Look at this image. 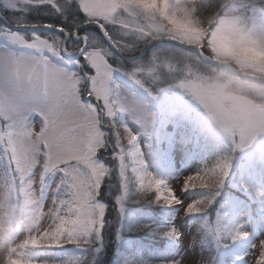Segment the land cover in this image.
<instances>
[{"label":"rangeland","instance_id":"rangeland-1","mask_svg":"<svg viewBox=\"0 0 264 264\" xmlns=\"http://www.w3.org/2000/svg\"><path fill=\"white\" fill-rule=\"evenodd\" d=\"M210 1L175 0L178 9L172 23L187 38L183 43L167 39L153 40L151 42L156 41V43L146 50L147 44L150 42H146L138 34L126 32L119 26L112 25L114 32H118L115 35L118 34L121 41L125 43L129 41L132 46H137L136 52L143 53L142 58L139 59L138 57L132 62L129 61V65L121 59L120 62L112 61L110 57L108 62L120 70L113 74V79L122 97L135 106L145 107L155 115L156 124L160 123L155 124V128H158L155 138L141 133L137 145L142 153L147 171L163 179L174 191L179 201V203L166 206L168 217L162 221L163 224L165 223V227L161 224L158 234L157 230L144 229L143 225L151 226L155 223L154 214L132 207L135 204L126 202L121 190L119 165L113 159V130L104 127L102 130L107 133L105 137L107 147L100 151L97 161L103 163L109 172L102 182L97 197L98 202L105 205L100 251L96 252L94 248L82 249L74 245H67L68 251L60 256L58 250L64 248L65 245H63L62 247H55V251L51 249L49 255H28L24 252L25 256L33 261V264H59L61 261L73 258L85 260L86 264H132L131 261L135 258L140 264H169L171 261H177L178 264H222L214 258L219 255L222 250L219 248L224 247V245L216 243L215 236L209 227H203L198 221L191 223L188 220V215H185L184 210L187 205L202 198V195L193 189L183 190V182L188 176L197 174L203 168L201 163L211 152L223 151L224 156L232 158L231 173L223 185L229 189L230 183L234 185L235 163L240 159L235 148L237 144L234 139L235 135L242 145L247 143L246 139L242 137H247L250 133L255 132L256 135L251 147L245 146L242 153L244 163L241 167L243 176L241 187L243 192L247 193L256 203L250 207L242 201L237 202L234 205L232 216L220 213L215 217V229L217 221H219L221 228H232L240 225L242 231L249 233L247 238H240L247 243V246L237 245L232 251H226V255H231L234 258V262L230 264H254L258 256V248L253 247V245L264 240V199H262L264 197V176L260 186L252 176L257 173V165L264 167V131H262L264 129V84L245 81L217 68L214 64L208 65V62H204L201 55H205L215 62L224 63L241 73L264 79V48L256 43L236 47L233 37L229 35L230 29L225 24V21L238 17L236 27L247 30L252 25L251 15L249 16L248 11L260 5L262 0H223L224 6H221V12L215 16L213 23L208 25L205 21H201L204 12L197 11V6ZM232 1L234 5L230 4ZM70 2H76V0H54V3L60 5L57 6L59 11L57 8H53L56 11L55 14L60 17V13H63L61 5ZM0 6L10 15L20 11L35 13L36 7L43 5L20 4L18 10L6 9L2 3ZM230 6L231 8H229ZM9 23L10 25H18L20 21L12 20ZM28 26L33 27L32 25L25 27ZM261 26H264V19L260 20L259 26L256 27L257 29L255 28L257 34L260 32ZM39 27L49 28L45 27L44 24L36 25L34 28ZM0 33H15L26 40H30L35 34L49 42L57 41L51 36H46L45 32H17L6 28L3 24L0 25ZM100 37L104 40L102 34ZM110 39L112 40V38ZM75 42L72 44L68 39L66 43V48L69 50L68 55H76L80 48H83L84 41ZM101 42L103 43V41L90 43L88 40V46L86 45L85 50L102 48ZM179 45L189 48H182ZM204 50L207 51V54L204 53ZM104 52L108 53L106 50ZM136 54L133 53L127 57ZM38 55L34 49L22 47L5 37H0V64L12 56L31 58ZM49 60L58 68L76 71L81 77H84L85 73H92V69L83 59L69 61L62 56H49ZM154 60L159 62L156 80L145 79L144 84L145 87L152 89L156 99L149 97L133 80L122 74L129 73L137 67H150ZM4 79L5 75L0 70V82H3ZM87 87L88 81H83L82 91L85 94ZM160 88H163L162 92L159 90ZM0 111L6 119L8 110L3 103H0ZM22 117L36 129L42 124L40 115L34 110L23 111ZM120 120L134 131H139V125L127 112L120 115ZM170 125L173 127L170 128ZM193 134L208 137V143L204 150L205 157L199 158L196 154L195 158L187 164L180 159H184L187 151L191 149ZM170 136L172 137L171 141H169ZM167 147H169L167 152L171 159V165L168 168L163 167L161 160L162 153ZM172 147L174 150H170ZM218 157L221 155L216 156V158ZM213 161L214 156L206 166L212 164ZM39 171V166H34L32 176L36 180L24 185L28 206L26 212L29 210V214L26 215L27 218L25 216L26 222L21 226V230L16 231L11 229L10 223L16 213L15 181L11 176L12 170L6 156L0 163V251L33 234H39L51 222L49 211L59 174L52 175L48 178L47 185L44 184L43 190H46L44 203L41 205L39 202L43 194L39 189ZM121 197L125 210L123 216L117 204V198ZM251 208L257 215L263 217V221L255 220ZM171 228L180 233L179 241L171 240V248L167 253H152L150 248L160 245V234ZM206 236L210 237V243H208ZM212 244L214 245L212 246ZM208 245L212 246L211 251H215L214 253L207 249ZM129 246L136 248L130 255L125 254L126 248ZM30 250L41 252L39 248L27 249V251Z\"/></svg>","mask_w":264,"mask_h":264},{"label":"snow or ice","instance_id":"snow-or-ice-1","mask_svg":"<svg viewBox=\"0 0 264 264\" xmlns=\"http://www.w3.org/2000/svg\"><path fill=\"white\" fill-rule=\"evenodd\" d=\"M0 3L9 10H18L20 4H50L57 8L54 0H0ZM76 3L86 17L84 23H94L101 31H105V25H116L126 32L140 35L146 42L167 39L183 43L187 39L172 23L178 9L175 0H76ZM257 12L264 16V7L257 9ZM238 19L233 17L225 21L236 47L256 43L264 48V26H261L257 34L255 24L247 30L237 28ZM0 37L34 49L39 54L31 58L8 57L0 64V70L5 75L3 82H0V103L8 110L0 126V144L4 146L12 176L21 178L24 183L31 182L36 180L33 179L32 169L39 166L38 181L42 192L46 177L59 174L49 211L50 224L39 234H33L0 251V264H33L24 252L41 247L74 245L100 251L105 205L98 202L97 197L109 172L103 163L97 161L100 151L107 147V133L102 130V125L113 130V159L119 165L123 195L128 193L131 177L134 178L138 198L151 196V202L167 206L179 203L167 183L147 171L137 145L141 133L152 135L156 124L155 115L122 97L113 79V74L120 70L108 62L107 53L100 48L87 51L82 48L80 52L83 60L92 69V73H85L81 77L76 71L58 68L50 62L49 56L68 54L69 50L60 41L49 42L35 34L30 40L15 33H0ZM113 46L119 51L130 50L120 42H114ZM158 67L159 62L154 60L150 67H137L122 74L133 80L149 97L156 99L152 89L145 87L144 80L155 81ZM84 79L88 81L86 94L82 91ZM159 90L162 92L163 88ZM25 110H34L40 115L42 124L38 129L22 117ZM125 112L139 125V131H134L120 120V115ZM255 135L252 132L242 137L247 143L241 147H251ZM231 167L232 158L218 157L201 172L184 180L183 190L200 189L206 193L202 199L187 205L185 215L206 214L220 194ZM117 204L123 216L125 210L122 197L117 198ZM142 227L151 230L150 225ZM161 235L172 241L180 239V233L174 228ZM248 235V232L241 230L240 225L221 228L217 221L215 236L218 241H235L247 238ZM253 247L258 248L254 264H264V240ZM59 264H86V261L73 258ZM169 264L178 262L171 261Z\"/></svg>","mask_w":264,"mask_h":264},{"label":"trees","instance_id":"trees-1","mask_svg":"<svg viewBox=\"0 0 264 264\" xmlns=\"http://www.w3.org/2000/svg\"><path fill=\"white\" fill-rule=\"evenodd\" d=\"M226 1V0H224ZM231 1V0H230ZM263 1V0H262ZM223 0H211L209 3H204L200 6H197V11H203L204 16L201 17V21H205L208 25L212 24L215 16L221 12V6H224ZM56 6H60L57 3H55ZM232 5H234L233 1L230 3ZM231 5V6H232ZM231 6L229 8H231ZM43 7V8H41ZM256 8V7H255ZM252 8V9H255ZM61 10L63 11V13H60V17L59 15L55 14V10L53 9V7L50 4H45L43 6L40 7H36V11L35 13L32 12H25V11H20L16 14H7L1 6H0V13L4 16V18L9 22V21H15L18 22L20 21V24H29V25H50L51 27H58V28H62L64 31L68 32L69 34H71L77 27L85 24L84 21L86 19V17L84 16V14L82 13V11L79 9L78 4L71 2V3H64L61 5ZM22 12V14H21ZM0 25H2V23L0 22ZM105 30L107 31L108 35L110 36V38H112V42H120L122 44H125L129 47L130 50L127 51H120L124 56H128L131 55L133 53H138L136 52V50L138 49L137 46H132L130 44L129 41H127L126 43L121 41V39L119 38L118 34L115 35L116 32H114V29L112 27V25H105ZM46 36H51L53 38H55L57 41H61L63 39V35L62 34H58V33H52V32H47L45 33ZM80 34H84L86 35V37L88 38L90 43H96L98 41H103L102 37H100V31L97 30L96 27H85L82 29V31L80 32ZM71 43L73 44L74 42L71 41ZM102 43V42H101ZM104 43V41H103ZM102 43V49L103 51H107V59L109 60L111 58V60H117L118 62H120L119 58L117 56L114 55V53L111 51V49L106 45ZM105 47V50H104ZM204 53L207 54V51L204 50ZM110 57V58H109ZM124 62V61H123ZM127 65H129V62H124ZM129 63V64H128ZM87 71V68H86ZM85 72V70L83 71V73ZM176 78V77H175ZM84 82L87 80L84 79ZM206 168V167H204ZM130 176V175H129ZM231 189V186H229ZM224 189H227L226 186H224ZM197 190L201 193L202 198L206 195V193L200 189H194ZM221 195L220 197H216L213 204L208 208L206 214L203 215H190V219H199V218H203L205 219L206 217H208L209 219L213 216V214L215 213V211L218 209V206L221 203V200L223 199H227L229 198V194L224 191V190H220ZM231 193H233V191L230 190ZM199 198V199H202ZM197 199V200H199ZM125 200L127 203H131V204H135V207L140 208L142 210H147L150 211L152 213H156V214H160L161 211H157L159 209L162 208L163 204L162 203H153L152 201V197H148L146 199H140L138 198L137 194H136V190H135V181L134 178L130 177L129 180V185H128V193L125 196ZM195 221V220H193ZM208 224V223H207ZM133 264V262H132ZM134 264H140V262L135 261Z\"/></svg>","mask_w":264,"mask_h":264},{"label":"water","instance_id":"water-1","mask_svg":"<svg viewBox=\"0 0 264 264\" xmlns=\"http://www.w3.org/2000/svg\"><path fill=\"white\" fill-rule=\"evenodd\" d=\"M0 21L10 30H14V31H34V32H44V31H52V32H58V33H62L64 35V39H63V45H65L69 35L68 33H66L63 29V31H61L60 29L61 28H53V27H49L48 29H45V28H42V27H39V28H34V27H31V26H28V27H15L14 25H10V23H8L4 18L3 16L0 14ZM88 25H93V26H96L98 27L96 24L94 23H90V24H86V25H83V26H80L78 29H76L73 33H75V35H73V37H75L77 35L78 32H80V30H82L85 26H88ZM99 28V27H98ZM100 29V28H99ZM103 33V36H104V39L105 41L107 42L108 46L112 49V51L117 55L119 56L121 59L123 60H133V59H136L138 57H140L143 53H140L138 54L136 57H133V58H125L123 57L119 51L113 46L112 42L110 41V39L108 38V36L105 35V32L102 31ZM80 40L84 41V46H83V49L85 50L86 49V38L81 36L80 37ZM156 41L154 42H150L149 44H147V47L146 49L152 45L153 43H155ZM181 46L182 48H189L188 46H182V45H179ZM194 49V48H193ZM196 50V49H194ZM197 51V50H196ZM63 55V54H62ZM65 58L67 59H70V60H73V59H78L80 56H82L81 52H79L76 56L74 57H69V56H66V55H63ZM201 58L203 60H205L206 62L210 63V64H214L218 67H221L225 70H227L228 72H231L232 74L242 78V79H245V80H253V81H259V82H264V79H261V78H257L255 76H251V75H246V74H243L233 68H231L230 66L224 64V63H218V62H215L214 60L206 57L205 55H201Z\"/></svg>","mask_w":264,"mask_h":264},{"label":"bare ground","instance_id":"bare-ground-1","mask_svg":"<svg viewBox=\"0 0 264 264\" xmlns=\"http://www.w3.org/2000/svg\"><path fill=\"white\" fill-rule=\"evenodd\" d=\"M189 220V219H188Z\"/></svg>","mask_w":264,"mask_h":264}]
</instances>
